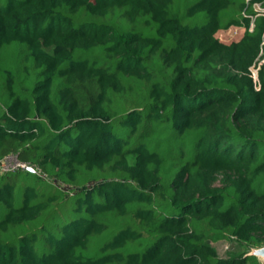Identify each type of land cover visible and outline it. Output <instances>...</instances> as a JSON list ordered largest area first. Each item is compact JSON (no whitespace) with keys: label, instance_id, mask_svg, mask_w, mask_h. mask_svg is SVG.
<instances>
[{"label":"trees","instance_id":"1","mask_svg":"<svg viewBox=\"0 0 264 264\" xmlns=\"http://www.w3.org/2000/svg\"><path fill=\"white\" fill-rule=\"evenodd\" d=\"M257 6L0 0V264H259Z\"/></svg>","mask_w":264,"mask_h":264},{"label":"rangeland","instance_id":"2","mask_svg":"<svg viewBox=\"0 0 264 264\" xmlns=\"http://www.w3.org/2000/svg\"><path fill=\"white\" fill-rule=\"evenodd\" d=\"M244 34V30L240 29L238 31L237 29H228V30H222L219 31L216 34V37L223 43L230 44L233 42H237ZM215 248L217 249V252L220 257L222 258H228L235 254H240L241 252L245 251V249L240 248L235 242H229V241H220L215 244H213Z\"/></svg>","mask_w":264,"mask_h":264},{"label":"built area","instance_id":"3","mask_svg":"<svg viewBox=\"0 0 264 264\" xmlns=\"http://www.w3.org/2000/svg\"><path fill=\"white\" fill-rule=\"evenodd\" d=\"M257 10L259 12H264V10L260 6H257ZM234 28L237 29L238 31H240V29L241 30L243 29L245 32L244 28L232 27V29H234ZM251 29H253V24L251 26ZM263 62H264V60L259 62L258 66H255L251 69V74H252V77H253V80L255 83H258V70H259V66L262 65ZM28 168H29V165L20 162L18 157L14 156V155L6 157L4 159H0V174L13 172V171H17L20 169L27 170Z\"/></svg>","mask_w":264,"mask_h":264},{"label":"water","instance_id":"4","mask_svg":"<svg viewBox=\"0 0 264 264\" xmlns=\"http://www.w3.org/2000/svg\"><path fill=\"white\" fill-rule=\"evenodd\" d=\"M28 170L32 173L35 172L34 168L32 167H29ZM247 255L254 256L259 264H264V247L253 248Z\"/></svg>","mask_w":264,"mask_h":264}]
</instances>
